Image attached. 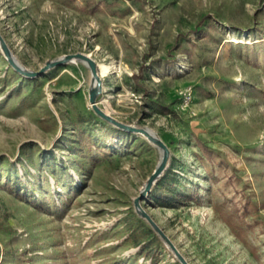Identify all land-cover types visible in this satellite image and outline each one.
<instances>
[{"label":"rangeland","instance_id":"rangeland-1","mask_svg":"<svg viewBox=\"0 0 264 264\" xmlns=\"http://www.w3.org/2000/svg\"><path fill=\"white\" fill-rule=\"evenodd\" d=\"M179 256L264 264V0H0V264Z\"/></svg>","mask_w":264,"mask_h":264},{"label":"water","instance_id":"water-1","mask_svg":"<svg viewBox=\"0 0 264 264\" xmlns=\"http://www.w3.org/2000/svg\"><path fill=\"white\" fill-rule=\"evenodd\" d=\"M1 44H2V46H3V43L1 42ZM3 50H4V52H5V54L7 55V57L9 58V61H10V63H11V65L17 70V71H19L20 73H22V74H25V75H28V76H36V75H38V73H32V72H29V71H26V70H24L21 66H17V64H16V60L9 54V52H8V50L3 46ZM70 59H75L76 61H83V62H85V63H87V65H88V67L91 69V72H92V75L93 76H97L96 75V70H95V65H94V63H93V61L89 58V57H87L86 55H84V54H81V53H77V54H73V55H67V56H65L64 58H61V59H58V60H56V61H52V62H50V63H47L46 65H45V67H44V69H46V68H49V67H53V66H55V65H58V64H60V63H62V62H64V61H68V60H70ZM43 70H41V72H42ZM93 97H94V93H91V95H90V101L91 102H93ZM95 110H96V112L101 116V117H103L104 119H106V120H108V121H111L113 124H115V125H117V126H120V127H123V125L122 124H119V123H117V122H115L114 120H112L109 116H107V115H105L103 112H101L100 110H98L97 108H95ZM130 131H137V132H141V133H143V134H145V135H147V136H149L148 135V133H147V131H145V130H143V129H137V128H128ZM151 138V140H154V141H156V143L162 148V149H164L165 151H166V148H165V146H164V144L161 142V141H159V140H155V139H153L152 137H150ZM164 160H165V154L163 155V159H162V163H161V165L158 167V168H156V170L153 172V174L151 175V177L149 178V180H148V183H147V185H146V190L149 188V186H150V184L160 175V173H161V171H162V169H163V166H164ZM145 217L147 218V220L153 225V227L165 238V235L160 231V229L153 223V221L149 218V217H147L146 215H145ZM173 248V247H172ZM174 249V248H173ZM175 250V249H174ZM177 253V252H176ZM179 258H180V260L182 261V263L183 264H187L184 260H183V258H181L180 256H179Z\"/></svg>","mask_w":264,"mask_h":264},{"label":"bare ground","instance_id":"bare-ground-1","mask_svg":"<svg viewBox=\"0 0 264 264\" xmlns=\"http://www.w3.org/2000/svg\"><path fill=\"white\" fill-rule=\"evenodd\" d=\"M241 40V39H239ZM232 41H236V39H232ZM240 42V41H239ZM244 42V41H243ZM248 42V41H247ZM73 61H76L75 59ZM17 66H20L18 62H16ZM116 68V67H115ZM110 66L105 63H98V75L101 77L106 76L109 73ZM94 86V85H93ZM152 133V132H151ZM155 136V135H154ZM161 150V149H160ZM159 150V151H160Z\"/></svg>","mask_w":264,"mask_h":264}]
</instances>
